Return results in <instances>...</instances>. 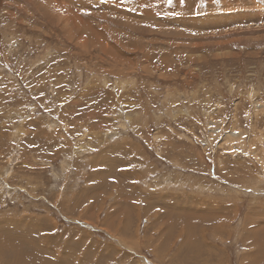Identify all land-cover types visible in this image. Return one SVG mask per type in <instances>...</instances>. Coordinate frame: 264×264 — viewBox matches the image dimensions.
I'll use <instances>...</instances> for the list:
<instances>
[{"label":"rangeland","instance_id":"obj_1","mask_svg":"<svg viewBox=\"0 0 264 264\" xmlns=\"http://www.w3.org/2000/svg\"><path fill=\"white\" fill-rule=\"evenodd\" d=\"M198 5L0 0V264H264V0Z\"/></svg>","mask_w":264,"mask_h":264},{"label":"snow or ice","instance_id":"obj_2","mask_svg":"<svg viewBox=\"0 0 264 264\" xmlns=\"http://www.w3.org/2000/svg\"><path fill=\"white\" fill-rule=\"evenodd\" d=\"M167 2H168L169 4H171V3H173V0H167ZM181 2L183 3V2H185V0H181ZM204 3H205V0H199V5H198V7H199V6H202ZM234 151H235V150H234ZM245 155H247V153H245ZM133 183H137V181H133Z\"/></svg>","mask_w":264,"mask_h":264},{"label":"bare ground","instance_id":"obj_3","mask_svg":"<svg viewBox=\"0 0 264 264\" xmlns=\"http://www.w3.org/2000/svg\"><path fill=\"white\" fill-rule=\"evenodd\" d=\"M261 230V229H260ZM24 231V230H23ZM258 232V231H257ZM13 233H14V231H13ZM30 243H31V241H30ZM258 243V242H257ZM5 248V247H4ZM260 248V247H259ZM17 250H18V248L17 249H15V254L17 253L18 254V252H17ZM12 253V252H11ZM42 254V253H41ZM46 254V253H45ZM42 255H44V254H42ZM47 255V254H46ZM33 256V255H32ZM37 258V257H36ZM6 260V259H5ZM8 260V259H7ZM6 260V261H7ZM9 260H10V258H9ZM12 260V259H11ZM44 260V259H43ZM256 260V259H255ZM19 261V260H18ZM45 261V260H44ZM5 262V261H4ZM10 262H12V261H10ZM33 262V261H32ZM8 263H9V261H8ZM36 263V262H35ZM34 262H33V264H35ZM60 263V262H59ZM18 264V263H17ZM37 264H41V263H37Z\"/></svg>","mask_w":264,"mask_h":264},{"label":"crops","instance_id":"obj_4","mask_svg":"<svg viewBox=\"0 0 264 264\" xmlns=\"http://www.w3.org/2000/svg\"><path fill=\"white\" fill-rule=\"evenodd\" d=\"M255 2H257V0H254Z\"/></svg>","mask_w":264,"mask_h":264}]
</instances>
